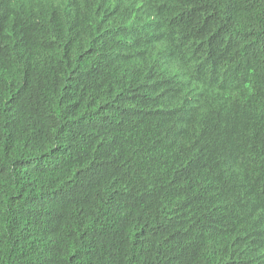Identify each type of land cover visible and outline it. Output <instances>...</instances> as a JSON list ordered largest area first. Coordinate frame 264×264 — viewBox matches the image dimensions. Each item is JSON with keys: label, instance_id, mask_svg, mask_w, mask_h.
Masks as SVG:
<instances>
[{"label": "trees", "instance_id": "16d2710c", "mask_svg": "<svg viewBox=\"0 0 264 264\" xmlns=\"http://www.w3.org/2000/svg\"><path fill=\"white\" fill-rule=\"evenodd\" d=\"M51 4L60 8L65 27L49 21ZM13 5L9 23L0 0V264H217L205 244L223 186L216 158L205 154L201 173L190 172L149 199L134 168L141 177L170 178L215 135L210 123L219 118L220 139L252 146V154L263 157L255 174L261 181L249 174L246 199L222 202L227 241L248 243L243 252L229 253L232 258L223 256L226 264H258L264 253V96L249 101L240 94L264 90V0ZM43 50L53 53L56 75L26 78V66ZM118 53H129L134 66L121 86L113 76ZM241 59L262 71L257 87ZM186 77L189 85L179 81ZM191 90L207 97L190 127H176L177 98L197 95ZM233 96L225 112L221 102ZM107 98L115 99L118 115L105 107ZM125 126L134 139H121ZM169 221L181 231L175 240L162 231ZM202 246L207 257L198 256ZM186 252L197 254L183 263Z\"/></svg>", "mask_w": 264, "mask_h": 264}, {"label": "clouds", "instance_id": "9594fccd", "mask_svg": "<svg viewBox=\"0 0 264 264\" xmlns=\"http://www.w3.org/2000/svg\"><path fill=\"white\" fill-rule=\"evenodd\" d=\"M13 3L14 0H1V13L9 23L13 22ZM59 9L60 8L58 7V5H49L48 9H46L48 19L49 21L58 24L61 27H65L66 21L64 20L61 10ZM154 18L155 16L152 15L148 18V20L145 21H150ZM203 42L209 41H195V44L197 45ZM27 46L28 45L25 44V47ZM48 52V50H43L38 53L35 57L31 58L29 65L25 68V73L27 74L30 80H32L31 77H41L44 72L49 73L51 76L56 75L57 63L55 57L53 53L48 54ZM45 55H48V57L44 58ZM129 57V53L117 54L113 69L114 84H119L121 86L128 82L126 81V79L129 77V74L133 73L134 67L131 65ZM241 60L242 67L248 69L247 75L253 77V79H251V86L257 87V85L259 84V80L261 81L263 79L262 71L254 61L248 59ZM163 67L167 73V64L165 63ZM198 69L201 73H203L202 69L199 66ZM172 70L174 72H178L179 68L178 66H173ZM253 80H258V83H253ZM179 81L184 85H189L187 77ZM191 92H193L194 94L196 93L197 95H192L188 97L181 95V98H177V115L175 119L176 127H180V123H182L184 126L190 127L193 124V121L198 119L199 104L200 102H203L202 98L207 96H201V93L198 90H191ZM240 95L241 98L249 99V101L258 100L264 96V90L256 89L250 93L245 90ZM232 99H234V96L229 97L228 100H222L221 109H223L225 105ZM104 102L105 107L110 110V113L118 115V109L117 106H115V99L109 100L107 98ZM223 110L225 111V109ZM225 112L222 115H225ZM109 119L110 117L108 116L104 120L108 121ZM222 124V118H219L213 123H210V125L213 126L214 131H217L215 135L211 138L203 139L200 142L199 146L196 148V150L190 156L181 160L177 165L175 173L170 178H158L156 176H153L152 174L145 175L143 172V177H141L137 169L134 168V173L139 175L141 182L144 183L145 186L143 197L149 199L151 197L160 195L164 191L165 186L168 183H179L182 182V180L186 181V179H189L190 172L196 174H198V172L201 173V159L205 154L209 155L211 159L216 158V167L222 179L223 186L221 194L219 195L216 201L219 203V205L217 210H214L215 214L213 217V222H210L212 229L211 232L208 234V237L206 238L205 244L208 245L209 249H211L213 252L212 253L211 251H208L209 258H216L217 264H220V262H222L221 264H226L227 261L223 256H228L232 258L228 255L229 253L243 252L245 250L246 245L248 244L243 243L245 240L238 241L233 237L231 238L230 242L227 241V238L224 235V230L227 226V223L224 220L225 209L224 205H222V202H239L246 199L245 195L248 192L247 183L250 178L249 174L253 173L255 175L256 172L259 171L263 158L262 156H260V151H258L259 156H254L252 154V146L238 147L232 143H226V139L224 138L220 139L223 130ZM116 127L122 126L117 125ZM123 128L125 131L121 139L125 141L134 139V137L136 136L135 131L127 126ZM106 138L107 136L105 135L104 139L101 142V145L103 143H106ZM223 142H225L226 145L222 149V152L217 151V146H220ZM257 178L259 179L260 177ZM259 180L261 181V179ZM255 182L257 184L258 180H255ZM229 186L234 187L228 188ZM250 193L252 195V192ZM242 214L243 213L241 212L240 215ZM164 222L161 223L163 225V233L169 235V239L171 240L179 238L181 231L177 230L176 224H174L175 221H169L165 224ZM168 226L171 227L167 228ZM204 246H202L197 253H199ZM186 254L187 256H183L182 258H180L182 260H185L183 263L190 262L193 256L195 255L194 252H186ZM191 254L194 255H192V258L189 260L187 257ZM198 256L207 257V255H203L202 252H200ZM258 264H264V253L261 259L259 260Z\"/></svg>", "mask_w": 264, "mask_h": 264}, {"label": "water", "instance_id": "95a60500", "mask_svg": "<svg viewBox=\"0 0 264 264\" xmlns=\"http://www.w3.org/2000/svg\"><path fill=\"white\" fill-rule=\"evenodd\" d=\"M16 51H17L16 57L19 58V56H20V55L18 54V51H19V50H16ZM26 78H28V76H27Z\"/></svg>", "mask_w": 264, "mask_h": 264}, {"label": "bare ground", "instance_id": "6f19581e", "mask_svg": "<svg viewBox=\"0 0 264 264\" xmlns=\"http://www.w3.org/2000/svg\"><path fill=\"white\" fill-rule=\"evenodd\" d=\"M23 56V55H22ZM235 95V94H234Z\"/></svg>", "mask_w": 264, "mask_h": 264}]
</instances>
